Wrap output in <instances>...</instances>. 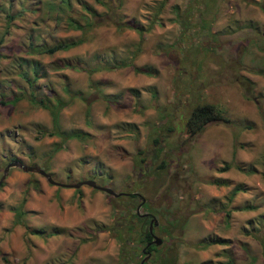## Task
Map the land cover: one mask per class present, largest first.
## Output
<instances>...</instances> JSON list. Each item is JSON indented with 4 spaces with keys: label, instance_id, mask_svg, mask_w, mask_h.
Masks as SVG:
<instances>
[{
    "label": "rangeland",
    "instance_id": "374dc122",
    "mask_svg": "<svg viewBox=\"0 0 264 264\" xmlns=\"http://www.w3.org/2000/svg\"><path fill=\"white\" fill-rule=\"evenodd\" d=\"M137 74L154 81L141 93L127 88ZM39 103L78 137L48 135ZM201 104L228 123L189 138L184 122ZM120 113L139 115L117 123ZM212 131L226 136V156ZM206 139L214 149L196 145ZM13 160L125 194L8 168L0 264H139L136 237L127 261L104 230L126 235L137 206L161 239L144 264H264V0H0V177ZM22 200L20 225L11 210Z\"/></svg>",
    "mask_w": 264,
    "mask_h": 264
},
{
    "label": "trees",
    "instance_id": "16d2710c",
    "mask_svg": "<svg viewBox=\"0 0 264 264\" xmlns=\"http://www.w3.org/2000/svg\"><path fill=\"white\" fill-rule=\"evenodd\" d=\"M81 42H82L81 40L72 41L70 43L58 42L50 48L41 50L40 53L51 55L57 51L66 50L70 46H76V45L80 44ZM21 97L22 96H20V97L17 96L15 98H13L12 102H16ZM33 97H34V95L31 92L29 94V97L27 100L32 104H36L35 101L33 100ZM39 104H40L41 108L48 110L50 113L52 131L50 133H48V135L49 134L50 135H57L59 137H62L63 139L78 137V134L63 136V133H61L58 129V124H57V120H56V113H55L54 109L52 107H49V106H48L49 107L48 108L46 105H44L42 103H39ZM167 107H169V105H167ZM220 113L221 112H219L217 109H215L214 106L211 104L195 105L190 110V112H189V114H188V116L184 122V129L186 131L187 136L189 138H193L194 136L200 134L201 131L203 130V128L207 124L212 123V122L228 123V120L225 119L224 117H222ZM169 130L172 131L171 128ZM153 142H156V140H153ZM136 196L137 195L134 194L133 192H130L128 194V197H130V198H136ZM22 204H23V200L21 201L19 206H17L16 208H13L11 210L13 212L15 224L22 225L21 217L24 214L22 211ZM137 222L139 223L140 219L138 218V216L135 212V213H133L132 218L126 223V228H125V231L127 232L126 235H124V233L120 232L121 228H120V225L117 223L114 225H111L110 227H104V230H106L107 232H110V234L114 235L116 241L120 245V251L121 252L119 254L122 255L121 258H123L124 260H127V261H130V257L128 255V249H126L124 253L122 252V250H123V248H125L127 246L128 241L130 239H132L133 237H136V241H137L138 245H140L142 247L141 250L144 249L146 253H151V252L155 251V249H156V248H154L153 245L147 246V244L150 242V236L148 233H143V230L140 229V223L138 224V226L136 228L135 224H137ZM28 232L31 234L32 233L36 234L37 230H30V231L28 230ZM208 243L220 244V243H222V241L219 239H213ZM141 254L142 253L139 252V255H141Z\"/></svg>",
    "mask_w": 264,
    "mask_h": 264
},
{
    "label": "water",
    "instance_id": "95a60500",
    "mask_svg": "<svg viewBox=\"0 0 264 264\" xmlns=\"http://www.w3.org/2000/svg\"><path fill=\"white\" fill-rule=\"evenodd\" d=\"M10 167H18L20 168L23 172H29V173H36L40 176H42L46 182L50 185H53V186H58V187H65V188H72V189H77L79 188L80 186L82 185H85V186H88L92 189H95V190H99L111 197H118L120 195H122V193H115L113 190L109 189V188H106V187H100L98 185L95 184L94 181L92 180H83V181H80L76 184H71V185H62V184H59L55 181H53L51 178H50V175L48 173H46L44 170L40 169V168H37L35 166H26V165H23L20 161L18 160H14L12 162H10L8 165H6V167L4 168L3 170V173L0 177V183L1 181L3 180L8 168ZM136 213L138 214V207H136ZM157 225V222L154 218H151L149 223H148V227L147 229L145 230L146 233H149L151 234V241L150 243L147 244V246L149 245H154V246H158L161 244V239L157 238L156 236L152 235V227L156 226ZM142 254H145V256L140 260L139 264H144V262L147 260V258L149 257V253H146L144 249L141 250Z\"/></svg>",
    "mask_w": 264,
    "mask_h": 264
},
{
    "label": "crops",
    "instance_id": "0c3cea01",
    "mask_svg": "<svg viewBox=\"0 0 264 264\" xmlns=\"http://www.w3.org/2000/svg\"><path fill=\"white\" fill-rule=\"evenodd\" d=\"M137 75H139V74H137ZM137 75L135 76V78H134V84L132 85H127V88H135L136 90H138V92H140L141 93V91H142V88H144V87H146V86H151V84H152V82H154V81H150V85L149 84H144V77H142V75H139V77L137 78ZM146 77V76H145ZM135 89H133V90H135ZM146 89V88H145ZM149 89V88H148ZM214 106V105H213ZM139 109V108H138ZM86 112H88V117H89V115H91V110H90V108H88V111L86 110ZM94 113V111L92 112V114ZM155 112H154V110H149V111H145L144 112V114H143V118H141L142 120L144 119V117H145V119H147V120H149L150 119V117L152 116V118H153V116L155 115L154 114ZM138 115L139 114H135V115H131L130 117H126L125 116V113H120V114H118L117 116H116V119H117V123L119 122V123H132V121L131 120H136L137 118H138ZM106 116V115H105ZM97 117V115L95 114V115H92V119H94V118H96ZM90 118V117H89ZM106 118V117H105ZM100 119L102 120V117H100ZM56 120H57V116H56ZM151 121H153V120H151ZM50 124H51V118H50ZM57 124H58V121H57ZM215 130H216V128H215ZM213 133H208L209 134V139L208 140H211V139H214V140H216V141H220L219 142V148H218V153H220L221 155H223V156H226L223 152H221V150H220V148H221V146H220V144L224 141H226L227 142V139H226V136H222L221 134H215V132L214 131H212ZM208 140L206 139L205 140V143L204 144H200L199 142L198 143H196V145L197 146H199V145H202L203 147H204V149H203V151H205L206 150V148L207 149H209V150H212V149H214L213 147H208ZM203 155V154H202ZM202 155H200L199 156V159H198V161H196L195 162V165H198V166H200V165H204V166H207V161H202ZM207 156H209V155H207ZM223 159V158H222ZM228 159H226V161H227ZM19 161V160H18ZM216 164H218V163H215V164H213V166H211L213 169L215 168V165ZM216 171V170H215ZM203 172V171H202Z\"/></svg>",
    "mask_w": 264,
    "mask_h": 264
},
{
    "label": "flooded vegetation",
    "instance_id": "af4514ba",
    "mask_svg": "<svg viewBox=\"0 0 264 264\" xmlns=\"http://www.w3.org/2000/svg\"><path fill=\"white\" fill-rule=\"evenodd\" d=\"M125 194V193H124ZM123 194V195H124ZM140 199H141V197H139ZM143 203V202H142ZM142 203H139V205L140 204H142ZM138 207V210H139V206H137ZM137 214V213H136ZM138 218L140 219V229H142L143 230V233H146L145 232V230L147 229V227H148V223H149V221H150V219L151 218H154L153 217V215L152 214H150V213H148V212H144V213H138ZM155 227V226H154ZM154 227H152V232H153V228ZM149 234V233H148ZM152 235H154V234H152ZM149 236H150V241H151V234H149ZM155 236V235H154ZM150 243V242H149ZM154 246V245H153ZM150 254V253H149Z\"/></svg>",
    "mask_w": 264,
    "mask_h": 264
},
{
    "label": "clouds",
    "instance_id": "9594fccd",
    "mask_svg": "<svg viewBox=\"0 0 264 264\" xmlns=\"http://www.w3.org/2000/svg\"><path fill=\"white\" fill-rule=\"evenodd\" d=\"M14 161V160H13ZM122 195H123V193H122ZM136 212V211H135ZM142 253V252H141ZM145 255V254H144Z\"/></svg>",
    "mask_w": 264,
    "mask_h": 264
}]
</instances>
